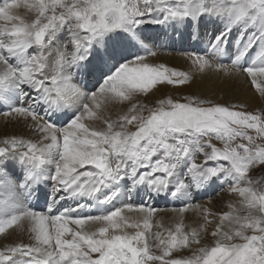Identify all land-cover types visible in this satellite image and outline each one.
Returning a JSON list of instances; mask_svg holds the SVG:
<instances>
[{
  "label": "snow or ice",
  "instance_id": "snow-or-ice-1",
  "mask_svg": "<svg viewBox=\"0 0 264 264\" xmlns=\"http://www.w3.org/2000/svg\"><path fill=\"white\" fill-rule=\"evenodd\" d=\"M146 23L214 25L196 70L264 96V0H0V115L24 129L0 137V264H264V112L142 102L192 80L148 60ZM216 187L228 211L193 202ZM141 192L178 202L175 225Z\"/></svg>",
  "mask_w": 264,
  "mask_h": 264
},
{
  "label": "bare ground",
  "instance_id": "bare-ground-1",
  "mask_svg": "<svg viewBox=\"0 0 264 264\" xmlns=\"http://www.w3.org/2000/svg\"><path fill=\"white\" fill-rule=\"evenodd\" d=\"M21 11L24 12L25 10L22 9ZM143 27L146 29L145 35H147L151 38L150 40L145 41V43L148 47L153 48V47H151L153 45L152 41H159L158 42L159 44L157 42L156 43L159 46L157 48H159L160 50H157L158 52H157V55L155 57H151L152 63L165 64L168 67L175 68L179 71H185V72L190 73L192 80H191V83H190L191 85L189 86V88L197 91L196 85L201 83V85L203 86V91L202 92L200 91V92L201 93L208 92V94L210 92L214 95L213 98L217 97L219 88L225 87V85L226 86H232L234 88L233 92H235V93L237 92L234 95V97L239 98L240 95L244 96V93H246L247 95H245V97L248 98L250 107L254 106V99L250 95L251 94L250 91H248V89L251 87L250 78H248L246 76H237V75L227 76L223 72H215L212 70H208L206 72L197 71L195 66L192 64L191 59H189V55H185V54L182 55V53H180V52H179L180 54H177V52H174V51H178V50H190L192 48H194L196 50L198 49L197 51L199 52L202 47H205L207 45V42H208L207 38L205 39L201 36H190L189 35L190 32L191 33H197V32L201 33L200 27H202V26H193L192 29H190V31H189V28H187L186 26H179V29L177 30V29H174L171 25L165 26V25H153L150 23H146L145 25H143ZM207 27H209V31H211V30L213 31L214 26L208 25ZM172 30H174V33L179 35V36H177V39L173 37ZM164 41H166V43L161 44V42H164ZM161 49H163V50H161ZM166 49H173L174 51L173 50L172 51L174 53H172V52L171 53H165V52H167V51H165ZM233 54L235 55V51H234V53L230 52V53L226 54L225 56L228 57V55H233ZM247 56L248 57L244 58L245 60L249 59V55H247ZM185 89L183 90V96L186 95V93L191 95L192 91H191V93H189V90L187 89L188 90V92H187V90H185ZM172 91L173 90L171 89L170 85H165L162 87L158 86V89L155 90V96H153L152 98H153V100L160 98L163 95L168 94V92H172ZM233 92H232V94H234ZM232 94L229 93L227 96L230 97V95H232ZM176 95H178V94H176ZM121 107L126 108L127 106L126 105L125 106H112L113 113L115 111H118ZM8 119L9 118H6L2 115L0 116V137H2L5 133H12L13 131L20 133V132L24 131V129L22 127H15L14 128L10 124L7 127H5V124L7 123ZM215 189H217V188H215ZM215 189L212 191H208L206 193L201 192V193L197 194L196 192H194L193 193V202H195L199 197H205L209 193L214 192ZM46 191L48 193H52L51 184L47 185ZM212 194H210L208 196H211ZM235 199L236 198L233 195L229 196V198L227 200V205L229 202H232ZM214 201L212 200L210 202H206L205 204L203 203V207L210 209L213 213H215V210L211 207L214 204ZM131 202L137 203V204L146 203L150 206L156 207L158 209L157 216L163 218V221H164L166 226H174L175 223L177 222L178 217L176 216L175 210L177 208H179L181 205L178 202L172 200V198H169V200H168V198H164V197L149 198L145 195L144 192H141L139 194V196H137L135 193H133L132 198H131ZM165 205L170 206V207H168L169 208L168 210H165V209L162 210L163 206H165ZM200 222H201V218L197 212H193V211L189 210V212L184 214V223L185 224L191 225V226H197Z\"/></svg>",
  "mask_w": 264,
  "mask_h": 264
},
{
  "label": "rangeland",
  "instance_id": "rangeland-1",
  "mask_svg": "<svg viewBox=\"0 0 264 264\" xmlns=\"http://www.w3.org/2000/svg\"><path fill=\"white\" fill-rule=\"evenodd\" d=\"M212 26H214V25H212ZM210 27V26H209ZM209 27H204V26H202V27H200V29H201V33H203L204 35L202 36L203 38H207V40H209L210 38H211V36H212V33L215 31V26H214V28H213V31L211 30V31H209ZM190 29H192V27L191 28H189V31H190ZM172 35H173V37L174 38H176L177 39V36H179L178 34H176V33H174V30H172ZM233 39H234V35H233ZM163 40V39H162ZM150 42V41H149ZM153 42V45L151 46V47H153V50H155L156 52H158L157 50H160L159 48H157V47H159L158 46V42L159 41H152ZM158 44H157V43ZM162 43H166V41H164V42H161V44ZM207 46V45H206ZM205 46V47H206ZM205 47H202L201 49H203V48H205ZM229 47H231V45H229ZM161 50H163V49H161ZM173 49H166L165 51H167V52H165V53H174V52H177V54H180V53H182V55L183 54H185V55H189L190 56V54L191 53H193V52H198L196 49H194V48H192V49H190V50H178V51H172ZM200 50V49H199ZM234 51H235V48H232V50H231V52H233L234 53ZM180 52V53H179ZM253 53H249L248 55L249 56H251ZM233 56H234V54H233ZM245 57H248L247 55L245 56ZM208 58H212V57H208ZM148 60L150 61V62H152V58L151 57H148ZM219 62H222V63H225V64H227V63H229V59H228V57L227 56H224L222 59H221V61H219ZM191 84H185V85H177V86H174V85H170L171 86V89L173 90L172 92H168V94L167 95H171L174 99H176V98H179V97H181V96H183V90L185 89V90H187L188 88H189V86H190ZM251 85V84H250ZM197 86V88H196V90L198 91H195V90H193V89H191V88H189L188 90H189V93H191V91H192V93H191V95H197V96H200V97H202V98H210L211 100H213L214 102H217V103H220V104H225V105H228V104H236V105H245L246 106V108L244 109V110H247V111H249V112H254V113H256V112H264V96H261L255 89H254V87H252V85H251V87L248 89V91H250V95L252 96V98L254 99V106L253 107H250V105H249V100H248V98H246L245 97V95H247L246 93H244V96H241L240 95V97L238 98H236V97H234V95L237 93H235V92H233L234 91V88L232 87V86H226L225 85V87H221V88H219L218 89V95H217V97L216 98H213L214 97V95L212 94V93H210L209 92V94H208V92H205V93H201L202 91H203V86L201 85V83L200 84H198V85H196ZM214 87V86H213ZM201 88V89H200ZM215 88V87H214ZM179 89V90H178ZM177 92H176V91ZM188 90H187V92H188ZM182 91V92H181ZM194 91V92H193ZM201 91V92H200ZM232 92L234 93V94H232ZM178 94V95H176V94ZM229 93H231L232 95H230V97L229 96H227ZM175 94V95H174ZM186 95H189L188 93H186ZM204 95V96H203ZM153 96H151V95H149L147 98H145V97H141L140 99L142 100V102H144V103H147V104H149V105H152V102L154 101V100H156V99H154L153 100V98H152ZM229 97V98H228ZM152 98V99H151ZM246 98V99H245ZM151 101H150V100ZM245 99V100H244ZM239 110V109H238ZM1 116V115H0ZM199 159H201V158H198V160ZM217 189H215V191L214 192H212V193H209L208 195H210V194H212L211 196H205V197H199L194 203H197V204H201L202 206H203V203L205 204L206 202H210V201H214V204L211 206L214 210H215V213H221V212H224V211H228L229 209H228V207L226 206L227 205V200H228V198H229V196H231L232 194L231 193H229L228 191H227V188L226 187H216ZM217 197V198H216ZM169 198L170 197H168V200H169ZM168 207H170V206H167V205H165V206H163V208H162V210H168L169 208ZM160 209V208H159ZM185 254H187V253H185Z\"/></svg>",
  "mask_w": 264,
  "mask_h": 264
}]
</instances>
